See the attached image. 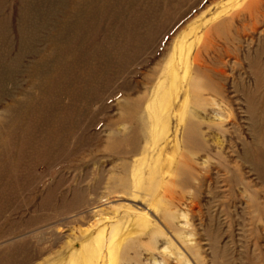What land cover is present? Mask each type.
Returning a JSON list of instances; mask_svg holds the SVG:
<instances>
[{
  "label": "rangeland",
  "instance_id": "rangeland-1",
  "mask_svg": "<svg viewBox=\"0 0 264 264\" xmlns=\"http://www.w3.org/2000/svg\"><path fill=\"white\" fill-rule=\"evenodd\" d=\"M148 1L146 24L161 27L123 74L88 104L82 94L75 105L58 98L61 121L83 109L79 127L60 121L52 138V124L30 125V176L12 189L0 180V264H71L81 253L91 264H264V166L253 159L264 133V0H177L156 20ZM1 2L12 57L19 2ZM50 31L32 50H52ZM38 56L26 54L17 74L0 79L2 144L6 110L24 102L26 115L40 112L46 95L35 87L52 69L29 76Z\"/></svg>",
  "mask_w": 264,
  "mask_h": 264
},
{
  "label": "bare ground",
  "instance_id": "bare-ground-1",
  "mask_svg": "<svg viewBox=\"0 0 264 264\" xmlns=\"http://www.w3.org/2000/svg\"><path fill=\"white\" fill-rule=\"evenodd\" d=\"M68 1L70 0H18L17 28L19 39L17 51L12 56L13 58L10 56L13 49L11 47V38L8 26L5 24L7 18L4 17L6 19L4 22L0 19V46H5V49L0 53L1 81L4 79L7 81L14 73L17 74V64L23 61V56L30 53L39 55V58L36 62L34 61V65L30 68L29 76L40 78L44 73L52 69L50 82H45L41 86L39 83L37 84L39 85L38 88L34 86L38 95L40 94L38 89H41L46 95V97L43 96L42 102H40V112L36 114L34 106L30 114L26 115L28 104L24 102H18L6 110L13 116L10 120L9 141L5 144L0 143V164L4 160H9L5 161V166H0V180L4 179L6 181L5 188L8 186L9 189H12L16 186L17 181L30 176L29 170L26 169V165H29L27 161L30 157L26 153L28 149L24 142L29 133L32 132L30 125L40 124L39 122H41L47 124L46 127L48 128V124H52L54 129L48 131L49 136L57 138L58 130L56 127L60 125L59 122L61 121V118H56L58 98L65 95L71 104L75 105V102L82 94L81 97H83L84 103L88 104L92 94L97 92L99 86L107 85L108 83L110 85V82H113L115 77H120L123 74L127 64L133 61L140 48L149 42L151 39L149 35L161 27L158 22L154 21L150 26L146 24L150 15L144 10L141 11L142 4L146 0H102L100 7L94 5L93 0H71L69 3ZM173 1L176 2L177 0H153L156 8L153 6L155 13L150 19L156 20L155 18H159L160 13L169 14V9L167 8L173 6ZM1 3L0 0V15L3 14L4 10ZM161 3L165 5V10H163L164 8L161 10ZM176 3L179 5V2ZM123 11L126 12L123 13ZM59 16L63 17L62 21L58 20ZM144 27H149L152 32H149L150 30L148 29L149 31L147 30L146 34L143 35L141 29ZM44 31L52 32L46 40L48 43H52V50L50 52L47 51L48 53L46 54H40L39 51L41 50L36 51L35 49L34 51L32 49L34 44H38L39 41L43 42L38 34L44 33ZM35 38L37 39L36 41H34ZM256 64L258 65V62ZM260 85L261 80L257 83L258 87ZM30 92L33 93V91ZM2 93L0 90V94ZM28 95L30 96V94ZM26 100L28 103L29 101H34V105H36L38 96H31ZM248 105L249 110H255V105L250 98L248 99ZM74 111L75 117L73 119H70V117L68 120L64 118L60 122L69 130L79 127L80 118L83 117L81 116L83 109L77 108ZM51 115L52 119H49ZM61 116L58 115V117ZM41 117L43 121L40 120ZM44 117H48V119H44ZM25 119L26 121L28 120V123L19 128L21 124L25 123ZM259 123H264V119H260ZM68 129L62 135L63 141L69 137L67 135ZM258 138L262 147L256 149L253 159H256V170L260 171L264 166V133L258 134ZM56 143L53 146L54 150L58 147ZM62 147L64 148L65 146L63 145ZM63 151L65 152V150ZM45 159L47 158L45 157ZM18 169L22 170V177L16 174ZM4 173H7V176L3 175ZM2 176H5L6 179ZM24 261L26 260L24 259ZM71 262V264H91L85 253L75 256Z\"/></svg>",
  "mask_w": 264,
  "mask_h": 264
}]
</instances>
